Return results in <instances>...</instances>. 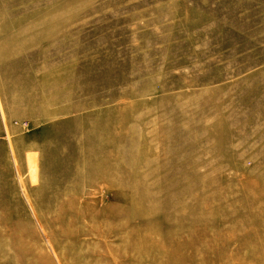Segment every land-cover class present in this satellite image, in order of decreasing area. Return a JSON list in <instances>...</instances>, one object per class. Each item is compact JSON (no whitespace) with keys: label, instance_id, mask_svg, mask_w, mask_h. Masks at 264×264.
<instances>
[{"label":"rangeland","instance_id":"obj_1","mask_svg":"<svg viewBox=\"0 0 264 264\" xmlns=\"http://www.w3.org/2000/svg\"><path fill=\"white\" fill-rule=\"evenodd\" d=\"M93 212L264 264V0H0V264H140Z\"/></svg>","mask_w":264,"mask_h":264},{"label":"bare ground","instance_id":"obj_2","mask_svg":"<svg viewBox=\"0 0 264 264\" xmlns=\"http://www.w3.org/2000/svg\"><path fill=\"white\" fill-rule=\"evenodd\" d=\"M78 158L83 159L84 156L80 155ZM122 159V158H121ZM157 172V171H156ZM147 179V176L143 178V181ZM131 202V201H130ZM66 210V209H65ZM68 210L73 214L72 216H77L79 214V211H72L71 207L69 206ZM104 213L108 212L107 210H102ZM107 214V213H106ZM106 214L103 215H97L96 212L89 213L88 216L90 217L89 221L90 224L94 225L95 227H98V232L101 231L103 235L108 236L106 234H110L113 239H115V242L117 243L119 248H127L131 254V257L133 260L138 259L140 264H145L143 263L144 261L155 263V262H160L161 258L165 254H167L168 250L166 249V237L165 233L161 232L159 229L156 231H151V223L150 222H143L142 225L140 226H135V224L130 223L128 221H123V222H115L112 223L110 220H114V217L111 218V216H107ZM103 217L104 222L102 223L103 225L101 226V222H99L98 218ZM146 217V216H143ZM99 222V223H98ZM183 230V229H182ZM201 230L198 231H193L189 230L188 232L192 236L194 234H198ZM220 230H215L213 232H205L204 235L210 234V236L215 235L218 233ZM158 236L161 238H165V245L162 243H157L154 241ZM155 237V239H154ZM260 238V237H258ZM262 238V237H261ZM154 239V240H153ZM150 245L147 249H144L143 246L145 245ZM201 250H207L209 251L212 250L211 245H208L207 243L201 242ZM191 252H193V258H190V261H197L195 264H203V258L205 259L206 257L203 255V253H199L196 251L194 248L191 249ZM169 253V252H168ZM111 257V256H110ZM114 257V256H113ZM166 258V256H165ZM132 260V259H131ZM228 262H231L230 259ZM220 262V259L217 260L218 264ZM159 264V263H155ZM229 264V263H228Z\"/></svg>","mask_w":264,"mask_h":264}]
</instances>
